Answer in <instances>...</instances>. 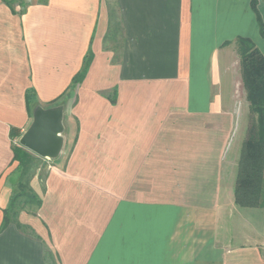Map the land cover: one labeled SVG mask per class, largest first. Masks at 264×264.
Instances as JSON below:
<instances>
[{
  "label": "crops",
  "instance_id": "crops-1",
  "mask_svg": "<svg viewBox=\"0 0 264 264\" xmlns=\"http://www.w3.org/2000/svg\"><path fill=\"white\" fill-rule=\"evenodd\" d=\"M29 2L18 15L0 0V227L26 93L44 108L64 94L74 133L36 213L0 231V264H264V207L234 196L244 140L228 148L247 132L229 92L236 40L264 57L250 0Z\"/></svg>",
  "mask_w": 264,
  "mask_h": 264
},
{
  "label": "trees",
  "instance_id": "trees-1",
  "mask_svg": "<svg viewBox=\"0 0 264 264\" xmlns=\"http://www.w3.org/2000/svg\"><path fill=\"white\" fill-rule=\"evenodd\" d=\"M10 10L18 15L25 12L28 2L22 0H1ZM42 0H38L41 2ZM250 7L256 16L259 32L264 37V27L256 9V1L250 0ZM237 52L240 57V68L243 88L246 94L250 124L246 138L242 144L241 156L238 163L237 178L234 187L235 202L241 207H264V57L255 44L248 38L236 40ZM92 61L89 49L84 55L80 71L72 78L68 86V94L84 79ZM64 94L51 101L47 107L63 104ZM28 111L33 112L38 106L34 93H26ZM12 160L17 162L14 171L19 175L15 189L12 191L9 206L4 210V217L0 231L4 230L12 221L9 214L16 215L14 209L17 203H34L37 209L41 206V199L28 186L29 171L38 163L45 160L22 148L18 143L12 145ZM24 201V202H22ZM17 216V215H16Z\"/></svg>",
  "mask_w": 264,
  "mask_h": 264
},
{
  "label": "rangeland",
  "instance_id": "rangeland-1",
  "mask_svg": "<svg viewBox=\"0 0 264 264\" xmlns=\"http://www.w3.org/2000/svg\"><path fill=\"white\" fill-rule=\"evenodd\" d=\"M19 1V0H16ZM23 2H28L29 0H22ZM111 4L114 2V0H110ZM237 50V49H236ZM234 57L231 58V76H232V81H231V86L229 88L230 92V99L232 106L235 107V110L238 112L240 115V118L243 120L244 126H246L247 130L250 124V114L248 110V103L246 101V94L245 90L243 88L242 84V78H241V68H240V57L238 52L236 51ZM63 110H66L67 112L69 111V107H71V101L68 100L64 105H61ZM65 111V112H66ZM70 120L68 118V113L63 115V132L61 136L63 137V147L61 150V153L59 156H61L62 162H65V160L68 158V155L71 151L72 148V135H73V124H70ZM72 134V135H71ZM247 134V132H246ZM246 134L244 136H241L240 133H237V130L234 131L229 147L228 148H240V142L246 138ZM242 139V140H241ZM241 140V141H240ZM243 142V141H242ZM65 143V144H64ZM58 156V157H59ZM57 157V158H58ZM56 161L55 159H46L41 161V163H38L36 167H32L29 171V175L27 176L29 179L28 186L31 188V190L38 195V197L41 199V194L43 191V186H44V180L48 171V167L50 165H53ZM18 174L15 172L14 174V179H18ZM21 202V201H20ZM19 202V203H20ZM24 202V201H22ZM17 203L14 207L13 210H15L16 215H11L9 214V217L12 221L15 219L18 220V217L21 213H26L28 215H34L37 211V206L34 203H26V205H22ZM25 203V202H24ZM260 216L261 213H260ZM262 218V217H261ZM260 218V220H262ZM261 222V221H260Z\"/></svg>",
  "mask_w": 264,
  "mask_h": 264
},
{
  "label": "water",
  "instance_id": "water-1",
  "mask_svg": "<svg viewBox=\"0 0 264 264\" xmlns=\"http://www.w3.org/2000/svg\"><path fill=\"white\" fill-rule=\"evenodd\" d=\"M63 115L61 105L47 108L36 106L32 112V121L19 138L18 144L40 158H57L63 147Z\"/></svg>",
  "mask_w": 264,
  "mask_h": 264
}]
</instances>
